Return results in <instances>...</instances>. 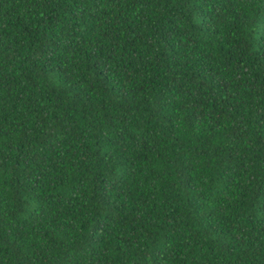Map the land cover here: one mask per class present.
<instances>
[{
  "label": "trees",
  "instance_id": "obj_1",
  "mask_svg": "<svg viewBox=\"0 0 264 264\" xmlns=\"http://www.w3.org/2000/svg\"><path fill=\"white\" fill-rule=\"evenodd\" d=\"M0 264H264V0H0Z\"/></svg>",
  "mask_w": 264,
  "mask_h": 264
}]
</instances>
